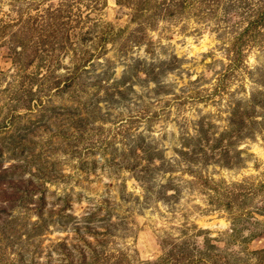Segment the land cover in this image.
I'll return each instance as SVG.
<instances>
[{
	"label": "rangeland",
	"instance_id": "rangeland-1",
	"mask_svg": "<svg viewBox=\"0 0 264 264\" xmlns=\"http://www.w3.org/2000/svg\"><path fill=\"white\" fill-rule=\"evenodd\" d=\"M264 0H0V264H264Z\"/></svg>",
	"mask_w": 264,
	"mask_h": 264
},
{
	"label": "trees",
	"instance_id": "trees-1",
	"mask_svg": "<svg viewBox=\"0 0 264 264\" xmlns=\"http://www.w3.org/2000/svg\"><path fill=\"white\" fill-rule=\"evenodd\" d=\"M262 8H264V6ZM255 20L257 24L264 23V10L259 11Z\"/></svg>",
	"mask_w": 264,
	"mask_h": 264
}]
</instances>
